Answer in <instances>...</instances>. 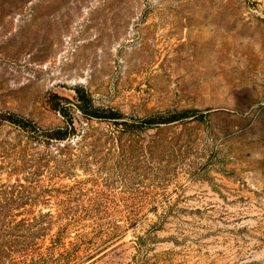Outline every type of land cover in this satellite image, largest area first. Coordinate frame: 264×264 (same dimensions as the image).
<instances>
[{
    "label": "rangeland",
    "instance_id": "obj_1",
    "mask_svg": "<svg viewBox=\"0 0 264 264\" xmlns=\"http://www.w3.org/2000/svg\"><path fill=\"white\" fill-rule=\"evenodd\" d=\"M142 133L86 120L74 88ZM0 264H264V0H0Z\"/></svg>",
    "mask_w": 264,
    "mask_h": 264
},
{
    "label": "trees",
    "instance_id": "obj_2",
    "mask_svg": "<svg viewBox=\"0 0 264 264\" xmlns=\"http://www.w3.org/2000/svg\"><path fill=\"white\" fill-rule=\"evenodd\" d=\"M76 93L75 108L86 120L109 122L116 130L124 133H142L146 130L181 121L194 116L197 110H185L181 113L157 114L147 118H130L119 110L97 105L89 91L83 86L74 88ZM51 109L58 112L64 121L63 126L44 129L33 120L15 113L0 110V130L9 126L27 136L30 143L37 146L44 145L67 147L80 134L75 118L71 113L70 100L54 94ZM1 257V254H0Z\"/></svg>",
    "mask_w": 264,
    "mask_h": 264
}]
</instances>
